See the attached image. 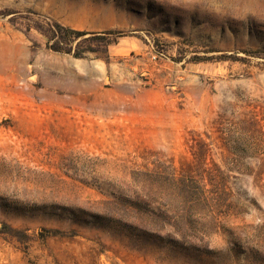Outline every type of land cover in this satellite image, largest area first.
I'll return each mask as SVG.
<instances>
[{
  "label": "rangeland",
  "instance_id": "1",
  "mask_svg": "<svg viewBox=\"0 0 264 264\" xmlns=\"http://www.w3.org/2000/svg\"><path fill=\"white\" fill-rule=\"evenodd\" d=\"M0 264H264V0H0Z\"/></svg>",
  "mask_w": 264,
  "mask_h": 264
},
{
  "label": "trees",
  "instance_id": "2",
  "mask_svg": "<svg viewBox=\"0 0 264 264\" xmlns=\"http://www.w3.org/2000/svg\"><path fill=\"white\" fill-rule=\"evenodd\" d=\"M88 33L75 31L70 28L61 27L55 25L54 27L49 28L47 38V47L56 53L72 54L74 57H80L83 53L78 51H73L71 43L75 38L86 37ZM120 33L107 31L102 33H91L90 37L84 39L85 42H94L97 45L96 50L90 52H100L105 54L107 49L116 43L117 38L120 37ZM89 52V51H83ZM7 228V227H4ZM11 230V229H6ZM15 232V231H12Z\"/></svg>",
  "mask_w": 264,
  "mask_h": 264
},
{
  "label": "bare ground",
  "instance_id": "3",
  "mask_svg": "<svg viewBox=\"0 0 264 264\" xmlns=\"http://www.w3.org/2000/svg\"><path fill=\"white\" fill-rule=\"evenodd\" d=\"M101 109V108H100ZM107 109V108H106Z\"/></svg>",
  "mask_w": 264,
  "mask_h": 264
}]
</instances>
